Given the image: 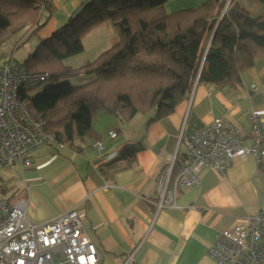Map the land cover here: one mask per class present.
<instances>
[{
  "label": "crops",
  "instance_id": "crops-1",
  "mask_svg": "<svg viewBox=\"0 0 264 264\" xmlns=\"http://www.w3.org/2000/svg\"><path fill=\"white\" fill-rule=\"evenodd\" d=\"M51 1L56 11L37 32L23 34L20 29L13 32L20 33L18 37L4 39L10 47L0 52V63L32 36L37 37L34 47L48 38L71 16L66 10L78 8L84 0ZM167 1L168 12H174L197 7L203 0ZM238 1L252 16L264 12L261 0L253 5L251 0ZM106 24L92 30H106L94 46L97 54L116 41L112 25ZM251 113L264 119V56L242 72L237 87L196 84L171 113L158 119H152L150 111L121 123L113 114L97 110L91 125L98 139L74 138L61 148L48 144L31 152L28 165L19 161L2 165L15 179L14 193L5 199H25L26 219L35 224L78 209L83 229L100 253L99 264H219L209 257L208 248L220 232L264 214V161L234 157L224 175L205 168L199 183L188 187L178 185L174 166L169 187L175 190V205L157 209L160 179L173 159L185 153L184 140L216 118L239 124L243 142L249 144ZM110 131L116 135L111 137ZM124 146H129L132 157H120Z\"/></svg>",
  "mask_w": 264,
  "mask_h": 264
},
{
  "label": "trees",
  "instance_id": "trees-1",
  "mask_svg": "<svg viewBox=\"0 0 264 264\" xmlns=\"http://www.w3.org/2000/svg\"><path fill=\"white\" fill-rule=\"evenodd\" d=\"M166 2L82 1L20 64L28 73L49 76L39 93H32L38 82L23 83L19 102L63 145L90 135L98 139L91 125L97 110L121 123L150 111L158 119L171 113L196 84L237 87L242 72L264 56V12L252 16L238 0H203L197 7L168 12ZM54 11L51 0H0V36L20 29L33 34ZM106 23L116 41L93 60L65 65L66 58L83 52L84 36ZM82 75L90 81L69 82ZM128 147L120 151L122 159L133 156Z\"/></svg>",
  "mask_w": 264,
  "mask_h": 264
},
{
  "label": "built area",
  "instance_id": "built-area-1",
  "mask_svg": "<svg viewBox=\"0 0 264 264\" xmlns=\"http://www.w3.org/2000/svg\"><path fill=\"white\" fill-rule=\"evenodd\" d=\"M48 76L47 72H26L13 56L1 64L0 165L13 161L28 165L34 149L50 143L64 146L18 100L23 83L44 82ZM249 121V144L243 142L241 126L224 118H216L188 136L185 153L176 156L161 176L157 209L175 205V190L169 187L174 166L178 185L188 187L199 183L205 168L224 175L234 157L253 156L264 161V119L251 113ZM109 134L116 135L115 131ZM96 145L101 147L100 142ZM26 204L25 199H0V264H99L100 253L83 229L78 209L35 224L26 219ZM208 255L219 264H264V214L257 213L222 230L209 246Z\"/></svg>",
  "mask_w": 264,
  "mask_h": 264
},
{
  "label": "rangeland",
  "instance_id": "rangeland-1",
  "mask_svg": "<svg viewBox=\"0 0 264 264\" xmlns=\"http://www.w3.org/2000/svg\"><path fill=\"white\" fill-rule=\"evenodd\" d=\"M257 2H259V1L258 0H251L249 2V5H253ZM169 6H170V4L167 1L166 7H165L167 11H168ZM76 9H73L70 6L69 9L66 10V12L71 13V15H72L76 12L75 11ZM106 25H110V24L107 23ZM110 27H111V25H110ZM105 32H106V30L104 28H99L94 32L93 31L89 32V34L84 37V42H83L84 50H83V52H81L77 55L71 56L69 58H66L64 60V64L71 66V67H78L86 61L93 60L98 55L97 54L98 52L95 50L94 46L102 41V39H99V38L103 37V34ZM19 35H20V33H17L15 36L13 32L12 33L6 32V33L2 34L0 36V39H2V41L0 42V50H1L0 52L7 51V50H9L8 48L10 47L9 42H7L4 39H7V37H18ZM11 40H12V38H10L9 41H11ZM36 43H37V37L32 36L31 40L29 42H27V41L23 42L22 44L19 45L18 48L16 47L13 49V51L9 52L7 54V56L8 57L13 56L15 61H17L19 64H22L23 60L28 56L29 52H32L35 49L36 46L34 47V44H36ZM29 48H31V51H26ZM89 76H91V75H88L87 77H89ZM82 77H84V76L82 75V76L70 77L69 82L72 85H81V84H84V83L90 81L89 79H83ZM38 83L40 84L39 87L37 89H35L34 91H32V93L41 92L43 87L45 86V83H43V82H38ZM99 111H105V110L99 109ZM95 115H96V113H95ZM97 122H98V120H97ZM14 181H15V179L14 178L12 179V172L8 169V167L0 165V199L9 198L10 196H12V194L14 193V191H13Z\"/></svg>",
  "mask_w": 264,
  "mask_h": 264
}]
</instances>
